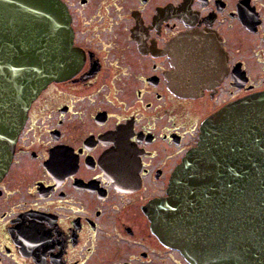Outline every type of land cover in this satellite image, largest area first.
Wrapping results in <instances>:
<instances>
[{
  "label": "flooded vegetation",
  "instance_id": "obj_1",
  "mask_svg": "<svg viewBox=\"0 0 264 264\" xmlns=\"http://www.w3.org/2000/svg\"><path fill=\"white\" fill-rule=\"evenodd\" d=\"M61 1L83 61L18 133L0 264H190L161 240V201L206 119L264 92V0ZM190 33L207 41L176 44Z\"/></svg>",
  "mask_w": 264,
  "mask_h": 264
},
{
  "label": "water",
  "instance_id": "obj_2",
  "mask_svg": "<svg viewBox=\"0 0 264 264\" xmlns=\"http://www.w3.org/2000/svg\"><path fill=\"white\" fill-rule=\"evenodd\" d=\"M204 40L190 33L176 44ZM82 61L61 0H0V180L32 101ZM161 208L162 242L190 264H264V92L206 119Z\"/></svg>",
  "mask_w": 264,
  "mask_h": 264
},
{
  "label": "bare ground",
  "instance_id": "obj_3",
  "mask_svg": "<svg viewBox=\"0 0 264 264\" xmlns=\"http://www.w3.org/2000/svg\"><path fill=\"white\" fill-rule=\"evenodd\" d=\"M162 229H164V230L166 229V228L164 227V225L161 226V230H162ZM163 233H164L165 235H170L169 232H168V234H167L166 232H163Z\"/></svg>",
  "mask_w": 264,
  "mask_h": 264
},
{
  "label": "rangeland",
  "instance_id": "obj_4",
  "mask_svg": "<svg viewBox=\"0 0 264 264\" xmlns=\"http://www.w3.org/2000/svg\"><path fill=\"white\" fill-rule=\"evenodd\" d=\"M116 1H119V0H116Z\"/></svg>",
  "mask_w": 264,
  "mask_h": 264
}]
</instances>
